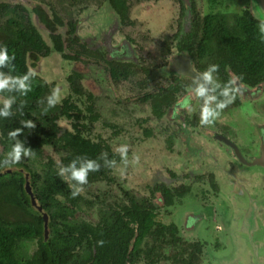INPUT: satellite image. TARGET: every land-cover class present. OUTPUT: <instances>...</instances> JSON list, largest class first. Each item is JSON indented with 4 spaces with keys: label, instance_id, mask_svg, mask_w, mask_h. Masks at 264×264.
Returning <instances> with one entry per match:
<instances>
[{
    "label": "flooded vegetation",
    "instance_id": "obj_1",
    "mask_svg": "<svg viewBox=\"0 0 264 264\" xmlns=\"http://www.w3.org/2000/svg\"><path fill=\"white\" fill-rule=\"evenodd\" d=\"M113 1L0 0V45L15 56L0 73L15 78L35 72L25 82L30 95H22L13 79L0 89V108L11 100L10 118L15 129L23 128L15 139L0 131V162L16 140L27 147L29 131L51 137L31 156L43 178L22 153L11 169H0V183L23 177L26 188L29 178L33 195L47 187L46 208L30 196L28 211L41 215L45 240L56 228L68 235L66 264H264V69L252 76L218 68L216 80H235L239 91L211 125H200L203 101L195 96L194 78L217 63L199 53L206 14L198 0H177V15L170 0H125L123 11ZM153 3L163 9H150ZM137 5H144L140 15ZM140 18L153 25L141 28ZM249 50L254 64L262 61L259 45ZM56 88L61 99L48 107ZM185 95L192 97L191 109L173 118ZM26 120L35 126L25 128ZM71 138L82 143L77 147ZM121 145L128 146L126 166ZM88 159L100 170L90 171L73 197L76 182L58 170ZM109 160L115 161L111 167ZM55 184L69 194H55ZM5 214L26 217L13 204ZM107 232L113 238L103 239ZM30 241L34 247L19 250L20 256L36 250L34 237L20 240V247Z\"/></svg>",
    "mask_w": 264,
    "mask_h": 264
},
{
    "label": "trees",
    "instance_id": "obj_2",
    "mask_svg": "<svg viewBox=\"0 0 264 264\" xmlns=\"http://www.w3.org/2000/svg\"><path fill=\"white\" fill-rule=\"evenodd\" d=\"M209 1L214 2L215 0ZM113 2L119 6L120 11L124 10L125 0H114ZM256 22L257 20L248 8L238 13L206 14L200 22L202 25L199 27V53L209 54L211 59L223 70L225 65H228L235 72L241 70L252 76L259 73L258 70L260 69L263 71L264 56L261 58L262 61L256 64L246 56L252 45H259V52L264 55V39H261V34L255 26ZM263 74L264 72H261V75ZM38 93L39 89L37 88L35 94ZM27 94L30 95V91ZM13 100L15 101V99ZM13 110H15L14 106H12ZM10 117L14 119L15 112L11 113L10 111L9 116L0 117V131L5 133L7 137V133L15 129V123ZM47 135L51 139L46 132L45 136L41 137L37 132L29 131L25 145L32 151L37 152L41 145L50 143ZM61 139L65 140L66 138L62 137ZM58 141L61 142L60 145L63 147L64 143L61 140ZM71 142L77 147L82 143L76 138H71ZM53 143L57 144V140L55 139ZM70 157L76 158L78 156L73 155ZM68 158L69 156L64 159V162L67 163ZM56 181L59 183L60 179L57 177ZM62 189V185L55 184V194L58 191L62 192ZM47 193L46 186H43V191L37 193L34 191L35 197L44 204L45 208ZM62 193L69 194V192ZM74 200H72V204H75ZM8 204H13L18 209L21 208L26 217L22 215L20 217V214H18L17 218L9 219L5 214ZM30 206V195L25 188V178L16 179L11 177L8 181L0 183V264H66L69 245L68 235L58 232L59 230L56 228L54 237L45 240L43 236V219L41 215L29 214L28 207ZM64 224V228H72V232L74 229L77 231L78 226ZM91 230L92 233L96 231ZM30 237L38 238V244L33 254L25 258L19 255V242ZM105 238L109 239L113 236L107 232L106 236L103 234V239ZM96 248L100 249V246L96 245ZM103 249L106 250L104 245Z\"/></svg>",
    "mask_w": 264,
    "mask_h": 264
},
{
    "label": "clouds",
    "instance_id": "obj_3",
    "mask_svg": "<svg viewBox=\"0 0 264 264\" xmlns=\"http://www.w3.org/2000/svg\"><path fill=\"white\" fill-rule=\"evenodd\" d=\"M259 32L261 34V39H264V19H259L258 23ZM9 59H15L14 55H9V51L6 46L0 45V66L5 65V62ZM219 66L217 64H210L203 71L198 73L194 78V93L195 96L202 99V104L199 110V123L200 125H211L217 117L220 116L221 110L226 108L229 104L233 103L236 99V93L239 91L235 87V80H230L223 85L216 80L215 73H217ZM35 76L34 71H28L26 73L17 75L15 78H10L3 73H0V89H4L9 85V79H13L14 83L17 85L22 95H27L31 91V84H26L30 78ZM61 99L60 90L56 88L47 97L48 107L55 106ZM189 100H192L190 95H185L176 102L173 108L172 116L175 118L181 109H191V104ZM11 100H4L3 107L0 108V117H7L10 115L9 106ZM47 109H45L46 111ZM25 128H33L35 126L32 120L22 121ZM23 131V128H16L10 130L7 135L10 139H15L19 133ZM117 151L119 152L121 161L126 166L128 164V146L121 145ZM24 156L31 157L34 156V152L23 145L19 140H16L14 144L11 145L10 151L4 157L2 162H0V169H11L12 164H16L17 161L21 160V154ZM102 156H107V153H103ZM135 160H139V157H134ZM11 161V163H9ZM115 163L114 160L107 161V166L111 167ZM100 170V165L95 162V160L88 159L80 167L75 166V162H70L64 167H60L58 170V175L65 177V172H70V179L76 182V186L73 187L71 195L73 197L77 196L81 191L84 184L88 182L89 172H96ZM98 244H103L104 241H97Z\"/></svg>",
    "mask_w": 264,
    "mask_h": 264
},
{
    "label": "rangeland",
    "instance_id": "obj_4",
    "mask_svg": "<svg viewBox=\"0 0 264 264\" xmlns=\"http://www.w3.org/2000/svg\"><path fill=\"white\" fill-rule=\"evenodd\" d=\"M172 1V3L175 5V8H174V12L175 15H177V11L179 9V3L177 0H170ZM154 5H151L152 8L150 9H153L156 11L157 8L159 11H161L160 9H163V7H159L157 6L156 3H153ZM169 4H167L168 6ZM249 5V0H215L214 2H211L209 0H198V9L201 11L200 14H209V13H219V12H224V13H229V12H240L242 11L244 8H246L247 6ZM144 5H137V8L135 9V14L137 15H140L141 13V9ZM169 11V10H168ZM143 20V26L141 28L145 29L146 27H150L152 24V22H150V19L148 20V18H140ZM167 21L169 20V18L167 17L166 19ZM155 23L157 22L156 19L153 20ZM163 20L159 21V22H162ZM166 21V22H167ZM130 29V28H129ZM140 30V29H139ZM126 31V29H125ZM129 32H131L132 35L135 34V28H131L129 30ZM140 31H137L138 35H136L135 37H139L141 36L139 34ZM145 32V31H144ZM139 39V38H138ZM21 159H24V158H21ZM35 160H33V158L31 157H28L27 158V162L30 164V165H33V168H35V165H39V164H35L34 163ZM37 162V161H35ZM44 169L43 168H35V173L39 176H41V178H43L44 176ZM41 178L38 179V181H41ZM34 247V244L32 241L28 242V243H25L23 244L22 247H20V251L21 253H28L32 250V248Z\"/></svg>",
    "mask_w": 264,
    "mask_h": 264
},
{
    "label": "water",
    "instance_id": "obj_5",
    "mask_svg": "<svg viewBox=\"0 0 264 264\" xmlns=\"http://www.w3.org/2000/svg\"><path fill=\"white\" fill-rule=\"evenodd\" d=\"M249 8H250L251 13L257 20L264 19V0H249ZM23 174L26 176L25 172ZM29 181L30 179L26 178V190L30 194L32 202L34 204H37L38 203L37 198L30 191ZM45 227H46V224H45Z\"/></svg>",
    "mask_w": 264,
    "mask_h": 264
}]
</instances>
